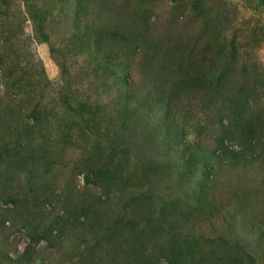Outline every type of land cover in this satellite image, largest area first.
<instances>
[{
  "label": "rangeland",
  "instance_id": "1",
  "mask_svg": "<svg viewBox=\"0 0 264 264\" xmlns=\"http://www.w3.org/2000/svg\"><path fill=\"white\" fill-rule=\"evenodd\" d=\"M110 1L105 0L106 5ZM117 1L122 5L135 3L134 0ZM32 3L42 8L40 2L32 0ZM6 9L7 17L1 14ZM144 9L148 10L144 14L150 16L152 30L150 33L148 29L147 34L158 42V46L148 47L149 53L156 56L155 61L173 55L174 61L184 63L183 67L187 62L197 65L202 74L214 67V73L230 83L226 94L233 96L244 86L242 94L249 97L250 110L261 115L264 121V6L259 0H148ZM49 20H45V25H53L55 29L50 31L46 27L49 41H43L41 34L34 31L21 0L0 1V102L3 105L11 102L12 106L20 103L25 115L36 107L45 109L48 113L44 118L45 126L53 129L54 138L55 133L59 134V130H55L59 127L58 117L61 128L67 121L73 123L70 127L73 142L66 143L58 156L57 142L51 143L55 145L54 156L60 163L49 167V172H44L40 178L52 183L55 190L51 196L40 194L36 186L30 185L28 170L23 167L14 170L0 159V172L7 178L5 187L0 184V264H37V258H43L46 264H142L154 259L167 264L169 252L186 238L197 253L206 257L213 254L215 258L221 255L219 239H237L261 263L259 251L254 253L252 242L248 241H258V235H253L254 223L264 215V199L256 183L258 170L230 168L216 162L214 156L208 158L213 170L201 192L205 199L198 204L195 191L202 177L201 171H197L201 166L198 164L189 178L191 165L179 167L180 170L172 173L158 169L160 172L155 174L148 169L149 160L143 154L150 152L141 151L137 129L119 144L123 149L128 148L129 158L123 162L124 168L115 185L105 188L93 181L85 182L80 168L88 155L78 137L83 126L74 122L80 120L67 106L78 107L80 101L90 102L99 109L100 117L110 118L113 125L117 117L111 109L119 106L113 103L116 89L102 82L100 77L89 80L82 77L88 59L75 38L67 34L70 24L56 26ZM115 46L121 47V43ZM127 48L123 50L130 53ZM58 50L64 52V56ZM139 54L136 53L135 62L140 63ZM62 61L67 65V72L60 65ZM4 65L16 68L13 73L18 82L22 79L20 87L16 86L14 76L11 78L2 72ZM38 71L43 76L34 74ZM97 89L99 91L95 92ZM195 96L177 97L178 106L182 108L180 115H185L190 122L186 125L184 141L179 140V147L175 146L178 149L172 147L169 154L164 151L152 154L151 158L160 163L158 168L163 166L167 171L168 164L175 161L183 164L185 158L180 157L179 151L184 146H198L202 153L212 148L220 127L219 116L231 110L230 102L220 100L210 112ZM61 97L67 98L66 101ZM178 120L183 122L182 117ZM129 123L130 120L125 131L133 127ZM104 125H99L101 131ZM159 130L161 132L155 134L156 141L163 143V129ZM97 140L100 145L107 144L106 138L99 140L96 136L90 141L94 144ZM115 162L111 154L107 164ZM6 168L9 170L4 171ZM86 202L137 222L142 210L150 207L154 209L153 216L160 218L153 220L163 225L162 232L135 239L133 225L113 228L105 221L94 222L83 215L82 207ZM170 219L176 221L173 225L176 235H171L174 231L168 228ZM141 224L145 226L140 220L137 225ZM174 264H188L185 255Z\"/></svg>",
  "mask_w": 264,
  "mask_h": 264
},
{
  "label": "trees",
  "instance_id": "2",
  "mask_svg": "<svg viewBox=\"0 0 264 264\" xmlns=\"http://www.w3.org/2000/svg\"><path fill=\"white\" fill-rule=\"evenodd\" d=\"M134 1V4L125 3L122 5L117 0H111L106 5L105 0H43V2L36 0V2H40L41 8L32 3V0H21L29 12L34 31L41 34L43 41H49L48 33L45 30L46 27H49L48 24L45 25L47 18H50L49 22H53L56 26L60 23L64 26L68 22L70 27L67 34L70 35V38H75V42L77 45L80 44L82 52L88 59L82 77L87 80L100 77L102 82H107L111 88L116 89L113 103L119 106L111 109V112H114V116L117 117L113 125L110 124V118L100 117L99 109L93 107L90 102L80 101L78 107L67 106V109L80 120V122L76 120L74 122L83 126L82 128L79 125L81 132L78 137L85 144V153L88 155L80 168L85 182L93 181L105 188L115 185L124 168L123 162L129 158L128 148L127 150L123 149L119 144L127 134L138 129L140 149L142 152L145 150L150 152L148 155L143 154L144 152L142 154L144 157H148V169L155 174L160 172L158 169H161V172L169 173L170 171L172 173L180 170L179 167L188 168L191 165L192 171H187V178H189L195 172L194 170H197V165L201 166L197 171H201L202 177L198 182V189L195 191L198 196L196 200L198 204H201L205 199L204 192H201L204 182L208 180L213 170V164L208 159L212 156L217 160L216 162L220 161L230 168L244 167L248 171L258 170L259 180L256 183L264 199V121L261 115L250 110V99L242 94V91L245 92V87L241 86L235 95L230 96L226 94L229 93L226 89L230 83L225 82V79L220 78L217 73L215 74L214 67H211L206 74H202V70L197 65L187 62L183 67L184 63L177 62L178 60L174 61L173 55L169 56L170 58L163 57L161 60L155 61L156 56L148 51L149 46H158L157 39L150 38L147 34L151 22L150 16L145 17V12L148 10H145L144 6L148 0ZM259 2L264 6V0H259ZM6 8L9 7L6 6ZM7 11L8 9L1 14L7 17ZM49 29L53 31L55 26L51 25ZM151 31L150 29V33ZM115 43H121V47H116ZM125 47H129L127 50L130 53L123 50ZM59 52L64 56V52ZM138 52L139 56H142L139 58L140 63L135 62V55ZM60 65L67 72V65L63 61ZM175 67L177 68L174 69ZM2 70L4 74L15 77L17 87L21 86L22 79L18 82L19 80L13 73L16 68L12 69L10 66L4 65ZM34 74L37 75L40 72ZM40 75L43 76V73ZM98 91L97 89L95 92ZM103 92L104 90L101 93ZM182 94L191 98L196 95L195 97L201 104L206 105L210 112L216 109L218 101L227 99L226 101L230 102L231 110L219 116L220 127L214 136L215 142L210 150L202 153L198 146L194 148L184 146L183 150L179 151L180 157L185 158L184 163L179 164L175 161L168 164L169 169L165 171L163 166L158 168L159 161L153 160L151 157L152 154H160L162 151L169 154L172 147L178 146L179 140L184 141L186 125L190 120L179 113V111L182 112V108L180 109L178 106L177 97ZM61 98L64 99V97ZM222 105L224 106V103ZM22 108L20 103L15 102L12 106L11 102L4 105L0 102V159L14 170L19 167L28 170L30 185L36 186L40 194L51 196L55 190L51 186L52 183L47 178L40 181V178L44 176V172H49V167L60 163L54 156L55 145L51 143L57 142L58 156V152L64 150L66 143L73 142L70 132L73 123L67 121L70 125L65 123L61 128V118L58 117V122H56L59 127L55 130H59V134L55 133L57 136L54 138L51 133L53 129L45 126L44 118L48 114L45 109L36 107L25 115ZM180 117L183 122L178 120ZM129 120V124L133 127L125 131V125ZM100 124H105L102 131ZM159 129H163V143H159V140L156 141L155 134L161 132ZM38 136L40 137L39 141L36 140ZM93 136L99 140L106 138L107 144L100 145L98 140L92 144L90 140ZM174 141H176L175 145ZM175 149L178 148L175 147ZM111 154L115 156L116 162L108 165L107 161ZM8 170L4 169V171ZM35 177H39L38 181H32ZM6 180V176L1 173L0 184L4 187ZM252 187L254 188V185ZM170 204L173 206L175 203ZM82 209L84 210L81 213L89 216L94 222L95 220L105 221L113 228L119 227L121 224L133 225L135 239L141 240L156 232H162L163 225L156 222L160 218L153 216L154 209H150V207L144 208L140 213L141 218L138 219V222L141 220L145 226L137 225V220L132 218L115 216L107 210H100L91 202H86ZM175 223V220L170 219L168 228L170 231H174L171 235H176V230L173 227ZM254 224L253 235H258V241H248L252 242L250 244L254 253L255 250L259 251L261 263L237 239H219L221 255L218 254L215 258L212 256L213 254L206 257L201 252L197 253L195 247H192L190 239L186 238L179 241L180 244L176 246V249L173 248V251L178 253L169 252L167 264H174L181 255H185L188 264H244V262L264 264V215ZM0 234H2L1 231ZM229 252H234V254L230 256ZM235 255L238 258L232 257ZM222 256L228 260L225 262ZM36 263L46 264L43 258H37ZM142 264H160V260H147Z\"/></svg>",
  "mask_w": 264,
  "mask_h": 264
}]
</instances>
